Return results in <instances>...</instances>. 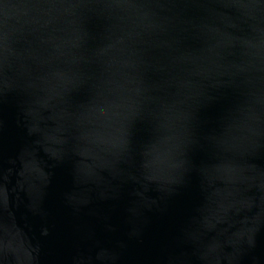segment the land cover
I'll return each instance as SVG.
<instances>
[{
    "label": "water",
    "instance_id": "95a60500",
    "mask_svg": "<svg viewBox=\"0 0 264 264\" xmlns=\"http://www.w3.org/2000/svg\"><path fill=\"white\" fill-rule=\"evenodd\" d=\"M0 264H264V0H0Z\"/></svg>",
    "mask_w": 264,
    "mask_h": 264
}]
</instances>
